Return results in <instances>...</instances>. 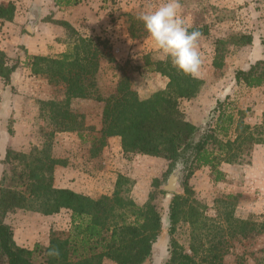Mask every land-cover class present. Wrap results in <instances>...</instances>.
<instances>
[{"label": "rangeland", "instance_id": "374dc122", "mask_svg": "<svg viewBox=\"0 0 264 264\" xmlns=\"http://www.w3.org/2000/svg\"><path fill=\"white\" fill-rule=\"evenodd\" d=\"M161 2L81 0L66 6L57 4L56 0H45L43 13L25 14L24 31L30 34L32 27L39 26V34L50 40L47 55L52 56L65 52L71 40L68 29L60 22L69 23L80 35L108 40L117 64L103 62L98 75L100 93L103 96L112 93L121 75L126 74L139 97L146 99L165 89L169 80L144 67L147 55L152 60L163 58L154 51L137 17ZM181 3L190 31L199 30L203 34L200 51L204 61L200 77L204 84L199 94L194 99L180 101L185 117L202 126L217 101L229 97L237 108L246 112L247 123H264V85L247 88L235 81L236 71L264 59V0H181ZM57 29L59 35L55 36ZM239 32L253 33L258 44L245 47L226 44L224 63L221 68L215 67L216 41ZM9 53L11 60L18 57L26 60L21 46ZM19 68L10 85L0 83V188L19 183L12 180V166L6 162L9 149L33 154L45 152L53 159L64 161L52 163L53 185L63 188L76 183L80 188L94 190L92 198L112 195L118 176L124 175L133 181L130 195L137 204H144L155 192L154 204L165 226L148 264H164L168 258L167 210L173 192L168 183L159 189L152 183L162 178L168 161L141 154L126 156L120 137H109L106 146L96 152L103 103L94 99L66 100L63 86L50 85L45 76H33L27 66ZM48 100H56L62 108L83 116L81 134L62 131L54 125L42 106ZM220 168L225 178L219 182L213 180L207 167L191 177L193 204L200 215L196 224L182 226L179 240L189 254L194 255L195 249L196 264H209L215 244L219 248L216 251L223 253L215 264H264V228L261 232L252 229L254 223L264 226V145L253 149L249 164H222ZM160 189L168 192L167 197L159 193ZM176 189L177 193H183L181 185ZM240 220L247 222L245 232L239 227ZM5 221L13 227L19 245L46 247L52 231L71 227V211L62 209L59 213L44 215L36 207L17 208L7 214ZM104 264L115 263L107 260Z\"/></svg>", "mask_w": 264, "mask_h": 264}, {"label": "trees", "instance_id": "16d2710c", "mask_svg": "<svg viewBox=\"0 0 264 264\" xmlns=\"http://www.w3.org/2000/svg\"><path fill=\"white\" fill-rule=\"evenodd\" d=\"M57 4L75 5L81 0H56ZM16 6L12 2L0 4V22L12 21ZM70 34L65 52L52 56L29 55L24 46L26 60H11L0 50V83L10 85L20 66H27L33 76H45L50 85L63 86L64 99H94L103 103L102 127L98 139L100 151L109 137H120L126 156L141 154L161 157L168 161L162 178L154 179L156 189L168 183L172 172L182 164L179 185L183 193L173 192L167 210L168 258L164 264H196L194 255L188 253L179 240V231L185 224L194 225L200 215L193 204L194 190L191 177L202 168H209L215 182L225 178L222 164H249L253 149L264 145V123L251 125L246 122V112L237 108L230 98L218 100L210 118L198 126L184 115L182 99H194L204 81L178 73L169 61L152 60L145 56L147 70L168 78L165 89L141 99L133 88L128 75L122 74L112 93L103 96L99 91L98 75L103 62L117 64L108 40L80 35L67 22H60ZM190 30V29H189ZM230 38L216 41L213 65L221 68L226 44L234 47L252 45L253 34L232 33ZM236 84L247 88L264 85V59L256 60L246 69L235 73ZM1 101V99H0ZM42 106L54 125L62 131H77L84 127V118L61 107L56 100L43 101ZM81 136V135H80ZM6 162L12 166V180L19 183L0 188V264H148L156 242L165 226L163 216L154 204L155 192L144 204H137L131 197L133 181L119 175L112 195L92 198L70 188L53 185L52 163L49 154L23 153L9 149ZM24 188V189H22ZM159 193L167 197L168 192ZM232 196L229 195L228 199ZM232 203H230L231 205ZM37 208L44 215L71 211V227L52 231L46 247L34 248L19 245L13 227L5 221L13 209ZM245 232L247 222L239 221ZM261 232L263 225L253 224ZM59 249L58 259L45 255L49 246ZM214 246V247H213ZM212 260L221 259L218 245H213Z\"/></svg>", "mask_w": 264, "mask_h": 264}, {"label": "clouds", "instance_id": "9594fccd", "mask_svg": "<svg viewBox=\"0 0 264 264\" xmlns=\"http://www.w3.org/2000/svg\"><path fill=\"white\" fill-rule=\"evenodd\" d=\"M182 9L181 0H162L158 6L142 12L137 20L143 24L154 51L160 57L169 61L178 73L198 79L204 63L200 51L203 34L199 30H189ZM45 255L58 259L60 252L50 245Z\"/></svg>", "mask_w": 264, "mask_h": 264}, {"label": "crops", "instance_id": "0c3cea01", "mask_svg": "<svg viewBox=\"0 0 264 264\" xmlns=\"http://www.w3.org/2000/svg\"><path fill=\"white\" fill-rule=\"evenodd\" d=\"M10 1H13L16 6V12L13 21H6L5 23L0 22V50L10 54L9 52L17 50L19 46H24L29 55H47L49 53L48 42L50 40L48 41L47 39H44L39 34L40 27H32L34 32H31L30 34L28 31H24V23L26 20L25 14L43 13V4L45 0H0V4ZM57 31V35L55 36L59 35V30L57 29ZM256 44H258V40L253 34V42L251 46H256ZM19 69L15 73L16 75L19 73ZM15 74L14 76H16ZM187 120L196 124V122L190 119ZM88 187L90 188V186ZM63 188H70L78 193H83L91 197L93 194L92 191H94H90V189H86L85 187L80 188L76 183L68 184Z\"/></svg>", "mask_w": 264, "mask_h": 264}, {"label": "water", "instance_id": "95a60500", "mask_svg": "<svg viewBox=\"0 0 264 264\" xmlns=\"http://www.w3.org/2000/svg\"><path fill=\"white\" fill-rule=\"evenodd\" d=\"M31 27H32V25H30V28ZM32 32H33V30H32ZM181 171H182V164H178L177 168L172 172V174L170 175V177L168 179V184L170 186L171 192H177V190H178V189H176V187L179 184Z\"/></svg>", "mask_w": 264, "mask_h": 264}]
</instances>
